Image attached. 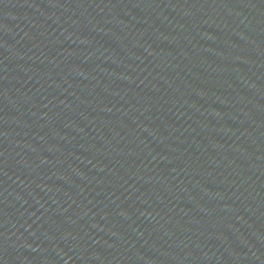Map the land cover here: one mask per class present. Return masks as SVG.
Here are the masks:
<instances>
[{
  "label": "water",
  "instance_id": "water-1",
  "mask_svg": "<svg viewBox=\"0 0 264 264\" xmlns=\"http://www.w3.org/2000/svg\"><path fill=\"white\" fill-rule=\"evenodd\" d=\"M0 264H264V0H0Z\"/></svg>",
  "mask_w": 264,
  "mask_h": 264
}]
</instances>
